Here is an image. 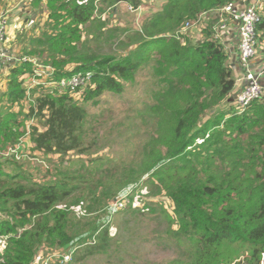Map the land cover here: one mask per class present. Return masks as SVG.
<instances>
[{
  "label": "trees",
  "instance_id": "1",
  "mask_svg": "<svg viewBox=\"0 0 264 264\" xmlns=\"http://www.w3.org/2000/svg\"><path fill=\"white\" fill-rule=\"evenodd\" d=\"M246 2L167 0L129 36L127 49L135 45L133 50L117 58L94 53L90 42L83 41V33L87 25V33L94 29L92 36L88 34L96 49L104 41L122 44L110 31L102 34L105 22H97L94 28L91 23L117 4L127 3L135 11L142 6L141 1L47 0L53 34L34 38L32 45L36 47L22 57L32 56L50 69L48 81L90 72L92 87L80 100L73 95L81 88L70 93L38 86L27 96L28 90L19 78L31 75V65L22 62L10 70L5 102L20 104L26 97L32 102L26 114L22 110H0V154L29 135L36 151L56 155L60 160L37 179L15 160L0 158V239L4 247L0 264H34L43 249L58 252L54 254L58 264L60 260L71 264L73 259L65 250L69 246L85 247L90 241L91 246L85 249H89L88 255L93 254L99 250V225L94 222L79 226L69 206L86 201L90 205L98 201L108 204L141 185L148 186L149 193L159 190L157 193L166 195L173 204V216L167 215L166 222L173 233V227L178 228L173 234L180 239L177 264H188V253L191 264H232L233 255L239 252L245 256L242 264H264V98L253 101L240 114L233 107L226 109L224 102L236 80L227 65L224 47L205 31L193 43L191 35L177 34L183 26L198 24L204 14ZM257 32H264V10ZM71 65L73 68L67 70ZM146 65H153V74L148 72L152 86L149 96L164 103H146L139 117L157 118V138L152 141L165 148L152 147L143 154L128 151L130 159L117 166L121 170H116L115 177H120L113 184V171L98 169L102 163H96L97 168L78 162L68 164L65 158L70 153L90 155L96 146L88 140L93 127L86 124L94 118H89L84 105L96 104L105 93L120 96L126 83L132 82ZM31 119L38 124L27 129ZM215 157L227 159L222 163L228 175L225 179L207 173ZM233 193L237 199H232ZM145 208L154 213L157 205L147 202ZM86 213L92 214L89 207ZM98 218L97 214L93 220Z\"/></svg>",
  "mask_w": 264,
  "mask_h": 264
},
{
  "label": "rangeland",
  "instance_id": "2",
  "mask_svg": "<svg viewBox=\"0 0 264 264\" xmlns=\"http://www.w3.org/2000/svg\"><path fill=\"white\" fill-rule=\"evenodd\" d=\"M139 1L142 2V6L134 12H129L126 9V4L122 3L106 9L101 15L96 16L93 28L97 25V22H105L106 27L102 30V34L109 33L110 31L109 34L118 38L122 44L104 41L96 49L91 43L92 48L90 49L95 50L93 51L94 53L96 52L100 56H116L117 58L126 55L128 51L133 50L135 47L133 45L127 49L130 41L127 39L132 32L140 28V23L144 18L150 16L153 12L160 11L165 2H167V0ZM257 12L261 14L262 11ZM207 15L204 14L202 16L205 17ZM200 26L201 22L186 29L183 26V31L182 29L181 32L178 30L177 34H187L189 37L191 35L190 42L193 43L198 40L195 36L200 32ZM114 29L116 30L115 34L112 33ZM86 33L87 30L83 33L84 39H90ZM214 38L216 40L221 38L217 30H215ZM182 42L184 44L185 40ZM146 66L144 69L139 70L132 82L126 83L125 90L120 96L105 93L96 104L87 103L84 105L89 113V118H92V120L94 118L93 122L88 121L86 124V127H93V133L91 131L88 140L89 142L93 140L96 146L95 148H91L90 155L82 154L78 156L70 153L65 158V160H69L68 164L78 162L86 167L91 165L92 168H97L96 163H102L99 164L98 169L113 171V184L114 182H118L120 177V175L115 177L116 170L117 172L121 170L117 166H120L122 161L130 159L128 151L135 150L138 154H143L144 152H148L149 148L152 147L165 148L164 144L157 143L155 145V142L152 141V139L155 140L157 138L158 124L155 123L157 118L142 120L139 117V112L145 110L146 103L158 102L161 105L164 103L162 99H155L149 96V88L152 87L151 83H149V73L153 74V65ZM2 79V76H0V80ZM1 84H3L1 86L5 85L3 81ZM91 87L92 82L82 88L80 93L73 95V97L80 100L86 89ZM32 90H29V93ZM52 90L50 88V91ZM31 102L32 99H24L20 104L13 103L11 110H15L16 112L22 110V112L26 113ZM5 104L7 108H10V102H3V105ZM135 107H138V112L133 111ZM165 116L169 118L167 112ZM210 116H212V113ZM210 118L208 117L202 121L200 126H203ZM26 124L27 129H29L31 125H37L38 123L34 119H31ZM3 154H8L9 159H13L21 164L22 169L32 171L37 179H40L47 169H52L58 165V160H60L56 156H45L42 152L36 151L29 135H26L16 145L9 147L1 153L0 158H2ZM214 160L207 167V173L220 179H225L228 175L226 167L222 163H226L227 159L215 157ZM92 161L95 163H92ZM175 163L178 164L179 159ZM192 166L198 172H202V168L197 164H193ZM95 178L98 179L99 176ZM145 181L146 179L144 178L142 182L144 183ZM146 188L141 185L135 191L116 196L108 204L104 201H98L90 205L89 201H86L83 205L69 206L71 217L76 218V224L80 226L97 222V227L99 225L98 232L100 233V240H96L99 250H96L91 255L87 254L89 249L85 248L91 246L92 243L79 249L70 248L69 246L65 250V253L69 254L70 260L73 259L71 264H177L181 257L180 250L178 249L180 239L174 238L173 234L178 231V228L173 227V230H176L173 233L167 227L166 222L167 215L173 216V204L166 198V195L157 193L159 190L154 189L149 193V187L146 186ZM230 196L232 199H237L234 193ZM111 202L113 203L111 204V209L106 211L107 206ZM147 202L157 205L154 213L146 210L145 205ZM104 205L105 207L102 209ZM60 207L65 208L66 205ZM87 207H89L92 214L87 215ZM97 214L99 218L97 221H94L93 218ZM102 230H104L103 233L101 232ZM217 247H220V245H217ZM3 248L0 243V254L3 252ZM50 252L52 251L45 249L38 252L34 264H58L54 257L49 258V256L58 252ZM241 253L233 255L232 264H242L244 262L245 256H240ZM190 258L191 254L188 253L186 259L188 264H191Z\"/></svg>",
  "mask_w": 264,
  "mask_h": 264
},
{
  "label": "crops",
  "instance_id": "3",
  "mask_svg": "<svg viewBox=\"0 0 264 264\" xmlns=\"http://www.w3.org/2000/svg\"><path fill=\"white\" fill-rule=\"evenodd\" d=\"M256 1L257 0H248V3L246 2V4L244 5H253ZM125 4L126 9L129 10V5L127 3ZM244 5L236 4V6H234V11L242 10L245 7ZM46 6L47 0H0V21L3 19L6 25V42L2 44L3 47L0 54V76H2L3 78L2 80H0V110L9 111L12 108L11 104H9L10 108H7V105H3V102L7 103L5 102V95L7 93L6 89L10 70L17 64H20V62H17L16 60L22 56H25L26 53H29L33 48L36 47L32 45V40L34 38L44 39V34L47 36L53 34V31L51 29L53 27V24H51L52 21L48 19L49 12L47 11ZM255 7L259 12H261L262 10H264V2H257ZM205 17L202 16L200 18V32H198L197 36L195 37H197L199 41L201 39V36H203V32L205 31L210 33V35L214 38L215 30H217V32L221 36L219 41L227 53V65L230 67L236 80L234 89L228 95L226 101L224 102V107H226V109H228L229 107H233L235 111L236 98L244 87V70L239 64L237 54L239 43L238 25L236 22L232 21L229 16L223 11L214 12ZM205 21L206 23H204ZM93 25L94 24L91 23L92 27ZM220 26H224L225 28L219 29ZM89 27L90 26L87 25L86 30ZM93 32L94 29H90L88 31L91 36ZM88 33L86 35H88L90 39H84V37L82 38L83 41L87 40L91 44L93 40ZM195 42H197V40ZM30 58L34 57L30 56ZM72 68L73 67L71 65V67L69 66L67 70L70 71V69ZM250 69L252 72H259L260 70L264 69V32L258 34L256 55L250 62ZM29 79L30 75L27 74H24L19 78V80L22 81V84L28 82ZM2 81L5 84L4 86H1L3 85L1 84ZM260 81L263 87L262 97L264 98V77ZM22 87L25 89L28 88L27 86L24 87V85ZM27 96H30L29 90L27 92ZM28 99L31 98L26 97V100ZM221 108H223V105L219 109ZM11 111L17 113L15 110ZM1 244L3 247V241L1 242Z\"/></svg>",
  "mask_w": 264,
  "mask_h": 264
},
{
  "label": "built area",
  "instance_id": "4",
  "mask_svg": "<svg viewBox=\"0 0 264 264\" xmlns=\"http://www.w3.org/2000/svg\"><path fill=\"white\" fill-rule=\"evenodd\" d=\"M246 2V0H244ZM264 2V0H257L253 5H244L245 7L240 11H234V6L229 4L222 11L231 17V20L238 25L239 43H238V60L239 64L244 70V87L235 101V111L242 113L250 103L259 100L263 96V87L261 79L264 77V69L259 72H252L250 69V62L256 55V45L258 40L257 25L261 20L260 14L257 12L256 3ZM131 12H134L129 7ZM5 23L3 19L0 21V54L2 51L3 43L6 42ZM189 28L186 25L185 28ZM224 26H220L219 29H224ZM20 63H28L31 65L32 73L28 82L23 83L24 87L27 86V90L43 86L45 89H59L70 93H75L77 89H82L92 82V73H77L71 78H65L59 81H48L51 77L52 71L43 66L35 58H18L16 60ZM75 95V94H74ZM8 154H3V159L8 158ZM2 240L0 239V243ZM89 243H92L90 241ZM88 243V244H89ZM95 243V242H94ZM54 257V255H52ZM51 256H49L50 258ZM51 259V258H50ZM70 259V256H69ZM68 260H60V264H66Z\"/></svg>",
  "mask_w": 264,
  "mask_h": 264
},
{
  "label": "clouds",
  "instance_id": "5",
  "mask_svg": "<svg viewBox=\"0 0 264 264\" xmlns=\"http://www.w3.org/2000/svg\"><path fill=\"white\" fill-rule=\"evenodd\" d=\"M260 16H261V14H260Z\"/></svg>",
  "mask_w": 264,
  "mask_h": 264
}]
</instances>
